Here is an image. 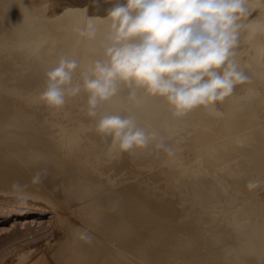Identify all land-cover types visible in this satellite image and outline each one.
Here are the masks:
<instances>
[{
    "label": "bare ground",
    "instance_id": "6f19581e",
    "mask_svg": "<svg viewBox=\"0 0 264 264\" xmlns=\"http://www.w3.org/2000/svg\"><path fill=\"white\" fill-rule=\"evenodd\" d=\"M116 2L0 0V195L50 204L61 230L25 264H264V186L247 188L264 181V0H246L234 59L250 80L231 96L178 115L121 83L92 117L83 74L106 59ZM61 57L78 61L81 92L57 108L41 94ZM110 114L156 137L124 151L97 130Z\"/></svg>",
    "mask_w": 264,
    "mask_h": 264
},
{
    "label": "clouds",
    "instance_id": "9594fccd",
    "mask_svg": "<svg viewBox=\"0 0 264 264\" xmlns=\"http://www.w3.org/2000/svg\"><path fill=\"white\" fill-rule=\"evenodd\" d=\"M247 13L246 0H126L124 4L117 0L106 17L111 22L106 59L96 60L90 74H83L88 114L95 117L102 102L118 95L121 83L166 98L178 115L231 96L238 84L250 80L234 59L244 27L239 21ZM78 31L90 40L98 32L92 18ZM78 67L76 59L61 57L46 73L47 87L41 95L49 106L63 107L69 96L81 92V85L73 84ZM97 130L124 151L147 147L156 137L139 127L134 117L121 114L102 116ZM40 181L37 173L33 182ZM262 186L259 179L247 183L250 190ZM13 187L23 191L19 184ZM81 239L90 243L92 238L82 233Z\"/></svg>",
    "mask_w": 264,
    "mask_h": 264
},
{
    "label": "rangeland",
    "instance_id": "374dc122",
    "mask_svg": "<svg viewBox=\"0 0 264 264\" xmlns=\"http://www.w3.org/2000/svg\"><path fill=\"white\" fill-rule=\"evenodd\" d=\"M58 225L50 204L1 194L0 264H25L46 253L43 248L61 233ZM24 253L28 258L21 260Z\"/></svg>",
    "mask_w": 264,
    "mask_h": 264
}]
</instances>
